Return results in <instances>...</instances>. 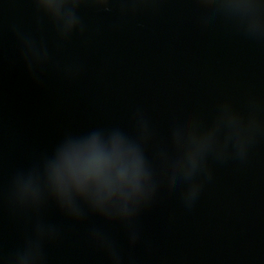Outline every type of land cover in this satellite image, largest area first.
Masks as SVG:
<instances>
[{
  "label": "water",
  "instance_id": "95a60500",
  "mask_svg": "<svg viewBox=\"0 0 264 264\" xmlns=\"http://www.w3.org/2000/svg\"><path fill=\"white\" fill-rule=\"evenodd\" d=\"M125 3L112 0L108 11L85 3L79 9L84 31L59 46L42 19L38 35L52 60L40 82L25 69L10 27L37 31L31 0L0 5V253L19 247L31 227V213L9 203L12 174L65 133L113 124L131 132L140 108L162 142L178 106L207 119L225 97L246 111L255 96L264 115V41L249 39L201 0H155L135 9ZM68 66L72 73L64 71ZM209 166L212 178L191 208L182 202V182L161 167L156 193L137 219L136 245L118 225L95 216L73 221L49 202L41 215L59 228V237L45 245L47 264H109L89 239L93 225L112 235L124 264L145 245L159 264H264V132L245 161L209 158Z\"/></svg>",
  "mask_w": 264,
  "mask_h": 264
},
{
  "label": "clouds",
  "instance_id": "9594fccd",
  "mask_svg": "<svg viewBox=\"0 0 264 264\" xmlns=\"http://www.w3.org/2000/svg\"><path fill=\"white\" fill-rule=\"evenodd\" d=\"M85 3L108 11L112 0H31L37 31L10 26L25 69L37 82L41 81L42 69L52 60L48 44L38 35L40 21L46 19L52 25L59 46L74 33L84 31L79 9ZM154 3L155 0H126L121 7L135 9ZM201 3L249 39L264 41V0ZM3 4L4 0H0ZM64 71L72 73L74 69L68 66ZM132 120L131 132L119 124L67 132L49 152L12 174L9 203L15 210L31 213V227L23 232L19 247L9 254L0 253V264H47L45 245L59 237V228L41 215L49 202L73 221L95 216L118 225L129 245H136L140 242L137 219L156 193L162 166L182 182V202L191 208L203 184L212 178L209 158L217 163L229 159L243 162L258 133L264 132V115L255 96L249 97L246 111L231 99L222 98L207 119L178 106L162 142L156 140L155 129L142 109L133 112ZM88 236L104 252L109 264H124L112 235L93 225ZM129 264H159V258L145 245L143 254L131 258Z\"/></svg>",
  "mask_w": 264,
  "mask_h": 264
}]
</instances>
